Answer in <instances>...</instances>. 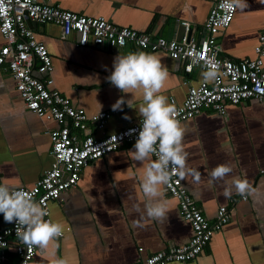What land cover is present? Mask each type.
Wrapping results in <instances>:
<instances>
[{"label": "crops", "instance_id": "obj_1", "mask_svg": "<svg viewBox=\"0 0 264 264\" xmlns=\"http://www.w3.org/2000/svg\"><path fill=\"white\" fill-rule=\"evenodd\" d=\"M214 1L53 0L62 9L102 16L114 25L166 39H177L180 22H188L189 34L198 39ZM233 1V19L217 35L220 55L233 60L253 58L264 24V0ZM26 23L51 55V88L88 115L101 111L110 114L101 129L87 121V132L95 137L114 133L141 119L137 109L143 103L142 89L125 94L106 79L118 54L144 52L159 57L169 73L161 93L169 104L173 99L181 105L188 87L205 77L197 68L185 74L180 62L163 51L79 46L78 35L65 36L58 24L32 20ZM4 43L0 33V48ZM122 96L124 103L113 110ZM180 124L185 129L183 148L187 154L185 174L180 176L183 185L209 219L221 205L229 208L231 219L196 258L168 264H264V105L256 100L229 104L225 115L202 109ZM59 125L27 109L14 79L0 69V184L13 188L33 186L53 162L49 131ZM133 146L123 144L92 161L82 169L77 185L49 204L50 219L63 225V235L47 251L36 247L30 264H54L56 258L67 264H138V260L154 252L189 240L192 228L179 214L176 199L164 185L161 198L171 209L167 219L153 220L137 211L144 209L147 200L142 190L145 171L156 159L152 156L143 163L135 161L129 152ZM222 164L230 165L231 172L212 178V170ZM236 181L247 182L242 193L237 191ZM226 191L230 195L226 196ZM243 195L246 200L241 199ZM8 225L0 214V230ZM6 264H16V256L10 254Z\"/></svg>", "mask_w": 264, "mask_h": 264}, {"label": "built area", "instance_id": "obj_2", "mask_svg": "<svg viewBox=\"0 0 264 264\" xmlns=\"http://www.w3.org/2000/svg\"><path fill=\"white\" fill-rule=\"evenodd\" d=\"M235 10L233 0H215L198 39L189 34L188 22H180L185 26L181 39H166L128 26L114 25L102 16L62 9L53 0H0V33L5 42L0 48V69L14 79L16 90L27 109L60 124L49 131L53 158L50 168L43 171L33 186L15 189L28 192L47 212L44 219L51 221L49 204L60 200L65 191L77 185L82 169L123 144H135L141 128L140 119L101 137L88 133L87 121L94 122L101 129L110 114L101 111L88 115L83 108L73 106L69 98L51 88L53 80L48 76L52 70L51 55L45 44L35 38L27 20L58 24L65 36L78 35L79 46H132L147 52H166L170 58L180 62L185 74L192 73L195 68L205 73L214 66L216 77L210 82L203 77L198 84L188 87L181 105L170 100L176 109V119L182 121L193 118L202 109L225 115L227 105L247 100H256L264 105V24L253 58L233 60L220 55L217 35L229 26ZM79 130L84 132L83 136ZM153 157L157 159L155 155ZM164 188L176 199L179 214L190 224L192 235L184 244L154 252L138 260V264L192 260L231 219L226 205L219 206L212 219L204 215L175 170L170 172L169 183ZM241 199L246 200V196H241ZM0 244L6 245L0 247V264L6 263L11 253L16 256V264H30L36 253V247H28L17 238L15 223H9L0 230Z\"/></svg>", "mask_w": 264, "mask_h": 264}, {"label": "clouds", "instance_id": "obj_3", "mask_svg": "<svg viewBox=\"0 0 264 264\" xmlns=\"http://www.w3.org/2000/svg\"><path fill=\"white\" fill-rule=\"evenodd\" d=\"M168 70L161 59L144 52H131L126 55L118 54L113 60V67L107 81L122 93H134L142 89L143 103L137 112L141 117V128L129 152L132 158L143 163L153 155L157 159L150 163L145 171L142 190L147 200L141 216L163 221L171 211L167 202L161 198V186L167 185L170 172L175 170L180 176L185 174L187 154L183 148L185 129L176 119V109L169 104L162 90L168 79ZM205 79L212 80L217 75V69L212 66L205 72ZM124 103V97L112 106L117 110ZM129 107H132L128 104ZM125 119H130L127 115ZM135 131V130H131ZM231 172L228 164L218 165L210 173L212 178H220ZM237 191L243 192L247 187L246 181H236ZM225 195H230L229 191ZM0 214L7 223H15L17 238L28 247H38L47 251L49 245L55 246V241L63 235V225L59 222L45 220L47 215L40 203L23 190L10 185L0 184ZM6 245L0 244V247ZM54 264H67L64 259L56 258Z\"/></svg>", "mask_w": 264, "mask_h": 264}, {"label": "water", "instance_id": "obj_4", "mask_svg": "<svg viewBox=\"0 0 264 264\" xmlns=\"http://www.w3.org/2000/svg\"><path fill=\"white\" fill-rule=\"evenodd\" d=\"M184 32H185V26L180 23V25L177 27V30H176L177 39H181L183 34H184ZM4 264H6V263H4Z\"/></svg>", "mask_w": 264, "mask_h": 264}, {"label": "trees", "instance_id": "obj_5", "mask_svg": "<svg viewBox=\"0 0 264 264\" xmlns=\"http://www.w3.org/2000/svg\"><path fill=\"white\" fill-rule=\"evenodd\" d=\"M12 254V253H11Z\"/></svg>", "mask_w": 264, "mask_h": 264}]
</instances>
